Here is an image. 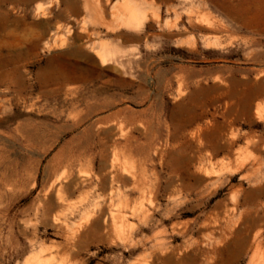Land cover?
Masks as SVG:
<instances>
[{"label":"rangeland","instance_id":"374dc122","mask_svg":"<svg viewBox=\"0 0 264 264\" xmlns=\"http://www.w3.org/2000/svg\"><path fill=\"white\" fill-rule=\"evenodd\" d=\"M59 5L0 0V264H264V6Z\"/></svg>","mask_w":264,"mask_h":264},{"label":"bare ground","instance_id":"6f19581e","mask_svg":"<svg viewBox=\"0 0 264 264\" xmlns=\"http://www.w3.org/2000/svg\"><path fill=\"white\" fill-rule=\"evenodd\" d=\"M163 1L168 2L169 0H163ZM249 3H250V6H252L253 8L255 7L260 8L264 6V0H248V4ZM120 7L122 11L124 12V14L121 16V19H122L121 23L124 27L128 29H134V28H137V26L139 25H143L146 21V18H148L143 12H140L139 10L134 8L132 5H130L128 2H125L122 6H119V8ZM103 51H102L103 54L99 55L98 58L102 61V64L105 65L107 62L108 56L106 55V51L105 50Z\"/></svg>","mask_w":264,"mask_h":264},{"label":"crops","instance_id":"0c3cea01","mask_svg":"<svg viewBox=\"0 0 264 264\" xmlns=\"http://www.w3.org/2000/svg\"><path fill=\"white\" fill-rule=\"evenodd\" d=\"M59 24H64L66 19L82 21L91 19L90 13L85 8V0H59ZM78 28H81L80 26ZM80 30V29H79ZM104 33V29H100Z\"/></svg>","mask_w":264,"mask_h":264}]
</instances>
